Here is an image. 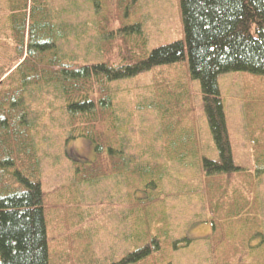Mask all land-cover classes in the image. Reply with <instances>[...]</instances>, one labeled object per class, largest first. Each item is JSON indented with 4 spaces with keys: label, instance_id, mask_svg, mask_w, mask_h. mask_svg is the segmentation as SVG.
<instances>
[{
    "label": "rangeland",
    "instance_id": "obj_1",
    "mask_svg": "<svg viewBox=\"0 0 264 264\" xmlns=\"http://www.w3.org/2000/svg\"><path fill=\"white\" fill-rule=\"evenodd\" d=\"M52 38L55 45L49 44ZM183 39L180 0H0V77L17 63L0 79V103L5 88L26 86L23 107H9L5 116L13 131L27 114L23 124L34 145H26L16 166L26 176L41 175L50 264H112L147 246L155 249V238H148V199L162 186L179 194L157 208L172 215L179 207L175 221L208 226L212 234L199 236L194 250L182 240L177 253L171 234L170 242L162 241L163 251L127 264H264V75H220L234 161L246 166L238 175L247 179L240 193L221 179L219 191L205 181L198 199L204 207L194 213L192 194L199 191L202 173L208 180L214 175L205 172L203 159L220 157L201 84L191 77L187 58L111 82L112 106L99 130L104 147L119 151L117 159L123 157L127 167L115 174L103 165L90 181L85 177L97 160L95 143L70 137L62 89L45 77L50 74L42 65L50 67L56 58L64 66L131 64ZM38 71L40 82L30 84ZM14 171L9 165L10 178ZM4 183L0 180V194Z\"/></svg>",
    "mask_w": 264,
    "mask_h": 264
},
{
    "label": "trees",
    "instance_id": "obj_2",
    "mask_svg": "<svg viewBox=\"0 0 264 264\" xmlns=\"http://www.w3.org/2000/svg\"><path fill=\"white\" fill-rule=\"evenodd\" d=\"M180 7L185 39L159 46L134 63L64 66L56 58L50 67L42 64L46 74H50L45 77H51L50 81H56L62 89L70 114V137L81 136L95 143L97 160L87 167L85 180H94L103 165L115 174L127 167L123 157L117 159L119 151L104 147L99 130L106 110L112 106L111 82L186 58L191 77L200 81L207 121L220 157L219 161L204 158L203 168L207 174L241 169L232 153L219 77L233 71L264 75V0H180ZM137 26L140 33L141 27ZM111 54L112 51L108 55ZM19 58L20 62L24 57L19 55ZM15 65L16 62L10 70ZM38 72V78H32L30 84L40 82ZM24 79L26 82L28 77ZM26 91V86L5 88L1 96L0 180L5 179L6 191L0 194V264H50L47 205L41 175L36 171L33 177L26 176L23 174L26 169L16 166L15 158L28 152L26 145H34L32 133L23 124L27 123V114L13 128L14 133L10 129L11 120L5 116L9 107L17 110L23 107ZM9 165L15 167L14 179L9 177ZM104 173L110 174L106 170ZM152 252V247L147 246L112 264L135 262Z\"/></svg>",
    "mask_w": 264,
    "mask_h": 264
},
{
    "label": "crops",
    "instance_id": "obj_3",
    "mask_svg": "<svg viewBox=\"0 0 264 264\" xmlns=\"http://www.w3.org/2000/svg\"><path fill=\"white\" fill-rule=\"evenodd\" d=\"M158 165L160 168L163 167V164L161 162H159ZM237 166L241 167V169L230 172V173H225V174H214L213 176L210 177L209 180L208 178L204 176L205 173L204 172L202 173V176L199 180V184H200V187H198L199 191H195L192 194L193 201H191V204H192V211L194 213L198 211V208L202 210V208L204 207L202 206V203H200L198 199L199 197H201L200 195L204 193V182L205 181H206V184H210V185L214 183L218 191L223 188L222 183L218 179H221V181L224 183V185L227 188L228 187L233 188L235 191L234 193H240L245 188L244 183L247 178H245L244 175H238V174H242L243 172H245L246 166L245 167L240 166V165H237ZM232 174H235V175H232ZM200 175L196 173V176H198V178L200 177ZM214 179H216V181H214ZM228 181H229V184H227ZM252 185L256 187V181ZM259 185L260 183H258L257 188H259ZM177 194H179V191L177 189L170 190L168 187L162 186L160 190H158L157 188L155 193H153L152 196L148 199V224L152 225L148 228V238H151V239L155 238L154 239L156 240L155 242L158 243L156 248L153 249L154 251H158V252L163 251L161 249V244L164 241L170 242L169 235L171 234L173 235L171 236V242H173V247H174L173 250L176 253L180 249V243L182 240L187 239L186 240L188 241L187 245L189 246L188 250H191V249L194 250L193 243L197 240H201L200 238H198L199 236H207L206 238H208L212 234L208 226L196 225V226L190 227L189 225L185 224V220L175 221L176 220L175 217L178 215V212H179V207L178 209L176 207L177 209L175 211L176 214L174 213L171 215V214H164L161 210V207L157 208L155 206L156 203H161V204H164V206H166L165 201L167 197L171 195L174 196ZM174 207L175 205L171 206L169 209L173 210ZM164 221H168V223H165ZM78 224H80V222ZM166 225H170V227L172 226L173 227L167 230ZM81 226L82 224L79 227ZM79 231L81 232V230ZM193 234L195 236H192ZM163 236H166L165 240H163ZM207 249L208 247L206 246L205 250Z\"/></svg>",
    "mask_w": 264,
    "mask_h": 264
},
{
    "label": "flooded vegetation",
    "instance_id": "obj_4",
    "mask_svg": "<svg viewBox=\"0 0 264 264\" xmlns=\"http://www.w3.org/2000/svg\"><path fill=\"white\" fill-rule=\"evenodd\" d=\"M50 34H51V32H50ZM52 40H53V42L51 41V39H50V43L49 44H51V45H55V43H54V41H55V39L54 38H52ZM55 47V46H54Z\"/></svg>",
    "mask_w": 264,
    "mask_h": 264
}]
</instances>
